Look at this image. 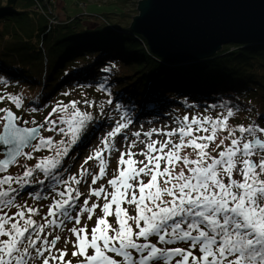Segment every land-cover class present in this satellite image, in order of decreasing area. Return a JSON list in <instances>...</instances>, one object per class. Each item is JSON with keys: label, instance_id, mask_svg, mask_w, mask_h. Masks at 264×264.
<instances>
[{"label": "snow or ice", "instance_id": "obj_1", "mask_svg": "<svg viewBox=\"0 0 264 264\" xmlns=\"http://www.w3.org/2000/svg\"><path fill=\"white\" fill-rule=\"evenodd\" d=\"M4 100L22 107L18 95L0 94ZM78 103L57 104L33 127L0 108V264H73L66 247L57 248L63 231L71 235L65 245L72 244L76 264H264V127H229L231 107L131 135L124 131L131 121H117L78 175L69 174L65 157L92 120ZM46 125L64 139L42 135ZM221 132L227 134L212 154ZM42 150L51 154L34 157ZM114 155L112 177L93 187L108 175ZM20 157L36 163L18 164ZM92 160L95 168L86 167ZM13 165L21 171L10 174ZM37 172L45 179L34 181ZM25 194L50 201L47 212L40 216L41 207L19 203ZM85 214L88 221L95 216L90 230L82 225Z\"/></svg>", "mask_w": 264, "mask_h": 264}, {"label": "trees", "instance_id": "obj_2", "mask_svg": "<svg viewBox=\"0 0 264 264\" xmlns=\"http://www.w3.org/2000/svg\"><path fill=\"white\" fill-rule=\"evenodd\" d=\"M123 8L97 14L96 25L90 28L83 16L58 19L53 0H0V76L12 85L29 87L22 107L14 106L29 126L43 123L54 102L69 90L87 88L96 92V103L104 94L114 102L113 110L124 109L137 120L175 113L180 104L184 108L231 107L232 120L242 122L246 116L248 124L264 127V41L229 43L206 58L167 63L130 29L129 14ZM88 113L92 115L88 133L65 157L69 169L90 133L98 132L101 118L109 117L96 108ZM236 113L241 117L235 118ZM44 179L42 173L34 174V181ZM30 200L33 204L45 201Z\"/></svg>", "mask_w": 264, "mask_h": 264}, {"label": "water", "instance_id": "obj_3", "mask_svg": "<svg viewBox=\"0 0 264 264\" xmlns=\"http://www.w3.org/2000/svg\"><path fill=\"white\" fill-rule=\"evenodd\" d=\"M137 10L130 29L169 62L209 56L229 43L264 41V0H140Z\"/></svg>", "mask_w": 264, "mask_h": 264}, {"label": "rangeland", "instance_id": "obj_4", "mask_svg": "<svg viewBox=\"0 0 264 264\" xmlns=\"http://www.w3.org/2000/svg\"><path fill=\"white\" fill-rule=\"evenodd\" d=\"M106 1H110V0H53V13L57 16L58 19H63L65 18L67 15L70 16H83L84 17V23L85 20L87 22V25L92 28L93 26L96 25V20L97 18L94 17L97 14H102V13H106L108 12L110 9L111 10H123V7H126V12L127 15L129 16V18H127V20L131 21L132 17L135 16L138 12L137 10V5H138V0H128L127 3H122L121 4H115V5H108L106 4ZM116 12V11H114ZM118 13V12H117ZM85 14L87 15H91V16H87L85 19ZM218 50V49H217ZM29 87L23 86V85H12L10 84L7 80H5L2 76H0V94H3L5 96L9 95V94H15L18 95L22 98V104H24V99H23V94L25 92H30V90L28 89ZM96 93V92H95ZM93 93V91L88 90L87 88H75L72 89L71 91L69 90L66 94H64L63 96H60L55 103V107L57 106V104H68L70 101H78V107L81 108L82 110H85L86 112H89L91 109L96 108V111L99 112L101 110L106 111V113L109 115V117H103V119L101 118V127H99L98 132L94 133V131H92L90 134V138L87 140V144L84 147V149H82V151H80V153L77 154L76 159L74 160V162L72 163L71 167H70V173L69 174H77L78 175V170L80 168V166L84 163L85 159L91 155L95 150H97L100 145H101V140L106 136V134L115 126V123L117 121H122L127 123L129 120L131 121V123L129 124L128 129H125L124 131L126 133H128L129 135H131V133L135 132V131H148L152 128H165V127H175V124L173 123V121L178 118V117H182L185 114L189 115V118H191L192 115L195 114H201V115H210L212 117H216L219 114L225 113L227 109H220L216 106H209V108H197V107H188V108H184V107H180L182 105H178V109H176L175 113H168V115L165 113H162L161 115H155V116H146V117H142L140 120H137L136 117L134 116V114H130V113H125L124 109L121 110H113L114 108V102L112 104H108V97L104 94H102L100 96L101 101L99 103H96L97 101V97L96 94ZM30 94V93H29ZM84 101H88V103H84ZM5 107H10L11 110L15 113V115L17 117L20 118V120L22 121H27V119H25L21 114H18L15 111L14 105L11 104L10 101L8 100H4L2 102H0V108H5ZM109 107V108H107ZM102 108H107V109H102ZM241 114H246V112H240ZM171 114H173L171 116ZM239 114L236 113L235 116ZM0 115H3V113H0ZM49 116V115H48ZM47 116V117H48ZM241 116H236L235 118H239ZM53 119H55L56 117L53 116ZM242 119V122H238L236 120H232L231 118L229 119V127L232 126H238L240 124H244L245 126L248 125L247 123V119L246 116H244ZM19 122V121H18ZM29 122L27 124H23L27 127H32L29 126ZM89 125L91 126V123L88 122L85 125V128L82 130L81 132V139L82 137L85 136L86 133H88V127ZM47 125L45 127V129H41V134L44 135L45 137L51 135L53 136L55 141H59L61 139H64V137H62L60 134L58 133H49L46 131ZM227 133L221 132L218 135L217 140L212 143L209 147V151L212 154H215L217 151H219V149L217 148V144H219V139L222 138L223 136H225ZM262 135V138H264V134H260ZM143 138V137H142ZM163 139L162 137H153V139ZM117 146H120V142L117 141ZM24 151H29V149H25ZM135 151V149H134ZM188 152H190V150L186 149L185 150V154H187ZM50 155V154H49ZM34 157L36 158H42L41 154L39 155H35ZM143 157H137V159H142ZM36 163V159L33 160H26L24 157H20L18 159V164H28L29 166L34 165ZM96 165V161L92 160L89 161L87 165H85L88 168H95ZM117 167V161H116V156L114 155L109 163V167H108V175L97 182V185H94L93 187H99L100 184H105L107 183V179H110L112 177V173L113 170L116 169ZM21 171V169L17 166V165H13L11 166V168L9 169V173L10 174H15L17 172ZM90 183V178L89 181ZM79 190L82 193H87L88 192V187L84 184H81L79 187ZM111 189H109L110 191ZM83 199V197H82ZM27 202L30 206H39L42 208V211L40 213V216H43L46 212H47V205L50 203V201L45 200L43 202H37V203H32V201L30 200V198L28 196H23V198L19 201V203H24ZM91 202H95V198H92ZM130 214H134V212L131 211L130 209ZM36 219H40V217H36ZM110 222H114V218L113 217H109ZM84 223H87L89 230L91 229V227L94 226L95 223V216L93 217L92 221H88L87 220V214H85L82 218V225ZM68 228H71L72 225L69 224L67 225ZM59 235H61V240L57 245V248H65L67 249L68 252V256L66 257V259H72L73 264H76V260L74 258L71 257V252L74 250L72 247L71 243H68L67 245H65V238H71V235L68 231H63V232H59Z\"/></svg>", "mask_w": 264, "mask_h": 264}, {"label": "bare ground", "instance_id": "obj_5", "mask_svg": "<svg viewBox=\"0 0 264 264\" xmlns=\"http://www.w3.org/2000/svg\"><path fill=\"white\" fill-rule=\"evenodd\" d=\"M138 14H139V13L137 12L136 15H138ZM132 21H133V19L131 20V22H132ZM131 22H130V24H131ZM132 31H133L134 33L140 35V36L145 40V42H146V44H147L149 50L151 51V49H150V47H149V45H148V42H147L146 38H145L141 33L136 32V31H134V30H132ZM151 52H152V51H151ZM152 53H153L155 56H157L158 58H160L162 61L167 62V63L182 62V61H173V62H169V61H166L165 59H163L161 56L157 55L156 53H154V52H152ZM209 56H211V55H209ZM209 56L200 57V58H206V57H209ZM196 59H199V58H196ZM188 60H194V59H186V60H183V61H188ZM138 120H139V119H138Z\"/></svg>", "mask_w": 264, "mask_h": 264}]
</instances>
